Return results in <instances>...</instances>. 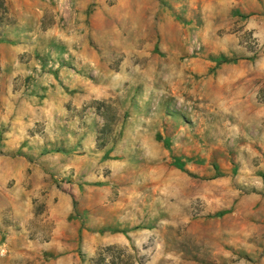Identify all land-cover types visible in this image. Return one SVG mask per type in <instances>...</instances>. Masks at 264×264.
Masks as SVG:
<instances>
[{"label":"rangeland","instance_id":"rangeland-1","mask_svg":"<svg viewBox=\"0 0 264 264\" xmlns=\"http://www.w3.org/2000/svg\"><path fill=\"white\" fill-rule=\"evenodd\" d=\"M95 263L264 264V0H0V264Z\"/></svg>","mask_w":264,"mask_h":264},{"label":"trees","instance_id":"trees-1","mask_svg":"<svg viewBox=\"0 0 264 264\" xmlns=\"http://www.w3.org/2000/svg\"><path fill=\"white\" fill-rule=\"evenodd\" d=\"M222 59V61H226L224 58H221ZM174 165L176 166V167H178L179 169H181L182 168V165H181V163L180 162H178V161H175L174 162ZM96 264V263H95Z\"/></svg>","mask_w":264,"mask_h":264}]
</instances>
